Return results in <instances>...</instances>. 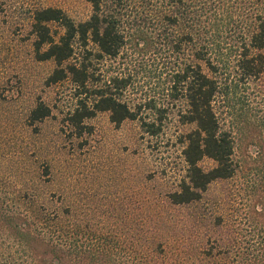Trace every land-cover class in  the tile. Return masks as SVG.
<instances>
[{"label": "trees", "instance_id": "1", "mask_svg": "<svg viewBox=\"0 0 264 264\" xmlns=\"http://www.w3.org/2000/svg\"><path fill=\"white\" fill-rule=\"evenodd\" d=\"M88 1L93 11L85 21L77 22L56 7L40 9L34 17L37 56L57 64L48 83L70 79L78 90L70 124L83 134L89 128L87 118L110 111L116 124L142 118L146 132L156 135L164 129L169 109L184 104L179 110L182 120L196 127L184 139L187 175L168 201L176 206L201 202L214 181L235 172L234 145L216 101L229 95L235 81L248 84L264 74V0ZM55 21L65 28L59 40L50 27ZM152 70L162 78L155 83L161 85V100L155 96L137 101L125 98L132 73ZM144 111L153 112V117L144 118ZM49 114L50 108L42 103L33 111L35 119ZM206 156L217 163L209 170L200 165ZM80 216L69 206L45 212L29 208L22 214L6 208L0 226L7 242V261L264 264V237L245 250V234L234 227L233 234L215 235L205 226L196 234L186 232L174 238L155 230L149 241L140 244L141 236L129 243L117 232L91 230L86 217ZM221 220L210 222L218 226Z\"/></svg>", "mask_w": 264, "mask_h": 264}, {"label": "rangeland", "instance_id": "2", "mask_svg": "<svg viewBox=\"0 0 264 264\" xmlns=\"http://www.w3.org/2000/svg\"><path fill=\"white\" fill-rule=\"evenodd\" d=\"M47 7L61 8L77 22L88 20L93 11L88 0H0V217L6 208L22 214L29 208L45 212L69 206L74 215L86 217L91 230L117 232L129 243L139 236L140 244L147 242L155 230L174 238L205 226L215 235L229 234L233 227L241 231L245 250L261 241L264 74L248 84L235 81L229 95L216 101L234 145L233 176L214 181L199 203L172 205L168 196L187 175L185 135L196 127L181 118L179 110L186 106L169 109L156 135L146 132L142 118L116 124L110 111L87 118L89 131L79 134L69 122L78 90L70 79L48 83L56 61L37 56L34 17ZM50 27L56 40L65 33L58 21ZM159 75L133 72L125 98L161 100V85L155 84L162 80ZM41 103L50 114L35 119L33 111ZM141 115L149 119L153 112ZM216 164L207 156L200 161L206 170ZM218 217L222 224L213 226L210 220ZM2 230L0 264H10Z\"/></svg>", "mask_w": 264, "mask_h": 264}]
</instances>
